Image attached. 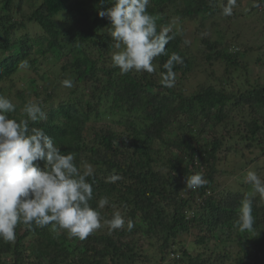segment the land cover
Segmentation results:
<instances>
[{"label": "trees", "instance_id": "obj_1", "mask_svg": "<svg viewBox=\"0 0 264 264\" xmlns=\"http://www.w3.org/2000/svg\"><path fill=\"white\" fill-rule=\"evenodd\" d=\"M252 1L223 17L231 27L253 14L252 25L263 24L253 44L219 29L226 0H150L157 31L174 37L168 55L156 58L153 73L122 75L111 60L122 49L98 15L111 7L107 0H0V95L16 105L9 118H25L24 104L39 102L46 119L30 127L43 129L61 154L73 153L81 170L91 165V206L107 197L115 208L105 206L102 216L119 210L126 220L82 241L18 224L15 241L0 240V264H264V199L253 196L254 232L236 226L252 193L247 165L264 178V0ZM173 17L194 21V29L168 25ZM174 52L184 62L174 67V86L163 87L162 66ZM41 57L59 62L61 74L18 87L23 63L37 72ZM65 79L73 87H63ZM236 158L242 166L233 174L244 179L234 190L219 178ZM195 173L208 184L191 190L185 180Z\"/></svg>", "mask_w": 264, "mask_h": 264}, {"label": "clouds", "instance_id": "obj_2", "mask_svg": "<svg viewBox=\"0 0 264 264\" xmlns=\"http://www.w3.org/2000/svg\"><path fill=\"white\" fill-rule=\"evenodd\" d=\"M101 4L106 0H100ZM111 7L101 10L98 15L110 21V35L114 47L120 51L112 57V67L122 75L132 72L153 73L157 57L168 55L166 46L173 36L168 29L157 31V17L147 9L150 0H107ZM237 0H226L221 14L231 16ZM187 43V41H186ZM178 53H172L163 64L160 73L163 87L174 86V67L183 64ZM28 68L25 61L22 65ZM63 87H73V81H61ZM16 110V105L0 95V240L13 242L18 224L29 228L51 226L53 231H64L69 238L85 240L97 230L107 226L109 230L125 227V217L119 210L110 219L102 216L105 206L115 208L107 197L98 201L93 208V186L88 177L93 174L91 165L84 170L75 163V155L61 154L53 138L43 129L30 127L46 119V113L39 102L28 101L22 112L25 118L17 121L8 114ZM43 162V167L40 166ZM110 182L119 176L113 175ZM246 183L252 193L245 194L239 208L236 226L240 232H254L255 218L253 196L264 199V178L255 171H248ZM186 187L197 190L208 184L202 173H195L185 180ZM134 227L127 220V229Z\"/></svg>", "mask_w": 264, "mask_h": 264}, {"label": "rangeland", "instance_id": "obj_3", "mask_svg": "<svg viewBox=\"0 0 264 264\" xmlns=\"http://www.w3.org/2000/svg\"><path fill=\"white\" fill-rule=\"evenodd\" d=\"M31 1V0H28ZM249 3H253L252 0H241L239 2H237L236 6L233 8V11L240 13V11H242V9H245ZM224 15L221 14V11L218 12L217 16H216V20H218V24H219V29H226L229 28V22H230V18H226L224 19L223 17ZM61 21H63L64 19V15L60 16ZM254 19V15H249V16H245V17H238L237 19H235L230 27L231 29L236 30V32L239 31L240 33V40L243 39L244 42L247 43H251L253 44L254 41L257 40V36L260 34L261 30H262V26L263 24L260 23V27L258 26H253L252 25V21ZM61 23V22H59ZM170 24V26L172 27H176L179 30H186V33H189L190 31H192L194 29V25L196 24L194 21H184V22H179L175 19V17H173L169 22L168 25ZM61 27V26H60ZM251 27V28H250ZM161 29H164L161 27ZM189 38H191V36H188ZM37 50L39 51V49L37 48ZM40 52V51H39ZM39 65H40V69L36 72L33 67L31 65H29L28 68H24L23 66H21V69L19 70L18 73H16L14 75V81L15 83L18 85V87H21L22 83L26 84L29 79H35L38 82H43L44 84H47L48 79L52 76V74H61V70H60V63L59 62H55L51 59H47L45 58L44 60L41 58H39ZM255 72L257 71V68L254 67L253 69V75L256 76ZM43 75V79L40 78V76ZM49 77V78H48ZM62 81V80H60ZM34 83H32L29 87L32 88L34 87ZM263 164L264 165V158L260 157V161H259V165ZM227 165L228 167H226L225 169L227 170L226 173H224L220 178L219 181L221 183H223L222 185L228 186V188L230 189H238V187H240L239 183L240 181H242V178L244 179V176L241 177L237 174H233V172L236 171V168L238 169V167L242 166V161H240V159L236 158V159H229L227 161ZM255 163L253 164H248L247 165V169L249 171H255ZM231 173V174H230ZM246 177V175H245Z\"/></svg>", "mask_w": 264, "mask_h": 264}]
</instances>
